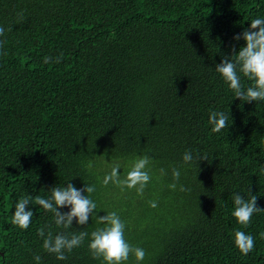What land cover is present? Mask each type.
I'll list each match as a JSON object with an SVG mask.
<instances>
[{
  "label": "trees",
  "instance_id": "16d2710c",
  "mask_svg": "<svg viewBox=\"0 0 264 264\" xmlns=\"http://www.w3.org/2000/svg\"><path fill=\"white\" fill-rule=\"evenodd\" d=\"M255 18L264 0H0V264H37L35 255L39 264H103L87 247L104 226L95 215L64 229L30 203L29 227L11 223L20 198L68 183L95 186L85 192L95 214L117 212L126 241L146 252L139 264H264V211L247 226L231 214L234 192L250 191L264 208V101L233 97L215 71ZM241 83L252 82L241 74ZM213 110L229 112L227 129L211 131ZM144 155L143 195L102 184L115 164L123 178ZM42 227L89 237L58 260L43 249ZM237 230L254 237L247 255Z\"/></svg>",
  "mask_w": 264,
  "mask_h": 264
},
{
  "label": "clouds",
  "instance_id": "9594fccd",
  "mask_svg": "<svg viewBox=\"0 0 264 264\" xmlns=\"http://www.w3.org/2000/svg\"><path fill=\"white\" fill-rule=\"evenodd\" d=\"M21 19L23 17L21 16ZM11 30V27L8 29ZM5 32L4 27L0 26V36ZM233 40H243L244 45L236 50L233 48L231 56L223 57L216 64L215 71L220 74L229 89L233 92V97L242 102L264 101V18L252 19L249 25L242 32L235 34ZM4 41H0V48L3 47ZM62 56V54H61ZM61 58L57 57L55 61L51 57H45L44 63H60ZM241 74L251 81V85L246 87L241 83ZM229 112L210 111L208 124H210L213 133L227 129L229 126ZM206 160L201 157L200 160ZM193 160L191 152L186 151L183 154V161L190 163ZM151 157L144 155L137 158L131 166V170L121 178L119 164H115L111 172L103 177L102 184L107 186L109 183L115 184L123 191L135 189L139 195L151 180L150 172L147 167ZM164 174V169H161ZM264 172V168L261 169ZM172 175L175 181L180 178V171L172 169ZM175 189L176 183L169 185ZM94 185H85L82 189H77L72 183L63 187H52L51 194L47 198L36 196L32 198L26 195L15 203V211L11 216V223L21 229H27L31 223L33 212L26 210V205L32 203L42 207L44 210L53 214L54 223L64 229L71 228L73 220L78 225L87 224L90 217L96 216L97 223L104 225L97 227L90 233L88 239V250L94 259L102 260L103 264H125L130 255H134L136 261L141 262L146 256L143 248L133 247L124 238L125 223L117 212H108L105 215L97 216L94 210H98L97 204L85 195V192L91 194L95 191ZM182 190L183 187H182ZM248 191V190H247ZM249 193V198L245 199L239 193H233L234 210L232 216L236 222L247 226L251 222L254 213L264 211V208L257 206V195ZM150 206L156 208L157 202L150 201ZM69 207L67 212H62L59 208ZM37 234L43 237V249L48 253L55 254L58 260H66V253L72 252L74 248L80 247L85 239L89 237L87 232L66 233L61 232L53 236L51 231L45 234L44 228L37 229ZM264 238V232L260 233ZM236 248L244 255H247L254 248V237L243 231H235L233 236ZM33 259L39 264L41 257L35 255Z\"/></svg>",
  "mask_w": 264,
  "mask_h": 264
},
{
  "label": "rangeland",
  "instance_id": "374dc122",
  "mask_svg": "<svg viewBox=\"0 0 264 264\" xmlns=\"http://www.w3.org/2000/svg\"><path fill=\"white\" fill-rule=\"evenodd\" d=\"M117 188V186L115 184H113V186L111 187L112 190H115Z\"/></svg>",
  "mask_w": 264,
  "mask_h": 264
}]
</instances>
